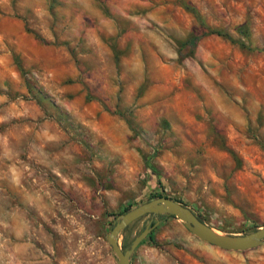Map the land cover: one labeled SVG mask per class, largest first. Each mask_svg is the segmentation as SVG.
Segmentation results:
<instances>
[{
  "label": "rangeland",
  "instance_id": "rangeland-1",
  "mask_svg": "<svg viewBox=\"0 0 264 264\" xmlns=\"http://www.w3.org/2000/svg\"><path fill=\"white\" fill-rule=\"evenodd\" d=\"M161 195L264 227V0H0V264H116L117 216ZM154 229L132 264H264Z\"/></svg>",
  "mask_w": 264,
  "mask_h": 264
},
{
  "label": "water",
  "instance_id": "water-1",
  "mask_svg": "<svg viewBox=\"0 0 264 264\" xmlns=\"http://www.w3.org/2000/svg\"><path fill=\"white\" fill-rule=\"evenodd\" d=\"M150 215L151 220L143 230L133 239L129 248L123 250L119 244L122 232L134 221ZM169 215L178 219L184 227L198 239L227 251H245L264 246V227L245 235H224L210 227L188 207L167 197H159L143 203L130 211L117 216L116 221L106 237L113 252L116 264H132L131 256L142 240L158 226L160 220L151 223L153 217Z\"/></svg>",
  "mask_w": 264,
  "mask_h": 264
},
{
  "label": "trees",
  "instance_id": "trees-1",
  "mask_svg": "<svg viewBox=\"0 0 264 264\" xmlns=\"http://www.w3.org/2000/svg\"><path fill=\"white\" fill-rule=\"evenodd\" d=\"M202 28L204 29V32L199 35V36H191L189 38H187L185 41L181 42L180 43V51H182L183 49L185 48H190V49H193L197 43L205 36H209V35H217V36H221V32H219L218 30H215V29H209L207 28L204 24H201ZM164 195H161L159 197H162ZM158 197V198H159ZM164 197H167V196H164ZM169 199H172L178 203H180V201H178L177 199H174V198H170V197H167ZM199 217V216H198ZM159 220L161 221H164V220H167V219H170V218H173V216H169V215H160L157 217ZM201 219V217H199ZM203 220V219H201ZM154 223V222H153ZM152 223V224H153ZM155 229H153L143 240L142 242L140 243V245L148 238H151L153 233H154Z\"/></svg>",
  "mask_w": 264,
  "mask_h": 264
}]
</instances>
